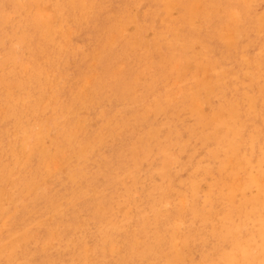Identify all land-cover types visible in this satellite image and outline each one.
Listing matches in <instances>:
<instances>
[{"label":"rangeland","instance_id":"obj_1","mask_svg":"<svg viewBox=\"0 0 264 264\" xmlns=\"http://www.w3.org/2000/svg\"><path fill=\"white\" fill-rule=\"evenodd\" d=\"M230 1L0 0V264H158L151 252L157 245L150 242L149 251L143 245L175 222L178 234L203 228L192 214L197 205L209 221L205 238L195 233L173 241L185 262L221 264L219 254H233L237 264H264V0ZM223 184L230 189L228 207L223 206ZM211 192L220 194L218 200ZM50 201L60 202L58 216ZM228 212L235 226L222 220L214 235L215 220ZM98 213L105 217H99L100 223ZM108 222H117L114 240L106 238ZM47 226H58L60 232L45 242ZM221 231L230 235L219 242ZM98 240L107 244L98 248ZM131 241L140 247L127 254Z\"/></svg>","mask_w":264,"mask_h":264},{"label":"bare ground","instance_id":"obj_2","mask_svg":"<svg viewBox=\"0 0 264 264\" xmlns=\"http://www.w3.org/2000/svg\"><path fill=\"white\" fill-rule=\"evenodd\" d=\"M217 1V0H216ZM222 1V0H221ZM225 1V0H224ZM227 1V3L228 2H231L230 0L228 1V0H226ZM66 2V1H65ZM70 2V1H69ZM69 2H68V4H69ZM111 2V1H110ZM185 2V1H184ZM219 2V1H218ZM217 2V3H218ZM67 3V2H66ZM70 3H72V4H74L73 3V1L72 2H70ZM226 3V2H225ZM227 3L226 4H224V5H227ZM108 4V3H107ZM117 4V3H116ZM134 4V3H133ZM219 4V3H218ZM63 5V4H62ZM135 5V4H134ZM134 5H132V6H134ZM145 5V4H144ZM223 5V6H224ZM60 6V5H59ZM67 6V5H66ZM69 6H71V5H69ZM103 6V5H102ZM220 6H222V5H220ZM241 6H243V5H241ZM64 7V6H63ZM75 7V6H74ZM125 7H128V6H125ZM218 7V6H217ZM71 8V7H70ZM72 8H73V6H72ZM71 8V9H72ZM105 8V7H104ZM205 8H207V7H205ZM225 8V7H224ZM224 8H222V9H224ZM246 8V7H245ZM251 8V7H250ZM67 9V8H66ZM101 9V8H100ZM240 9H242L241 7H240ZM247 9H249V8H247ZM61 10V9H60ZM65 10V9H64ZM205 10V9H204ZM207 10V9H206ZM225 10V9H224ZM251 10V9H250ZM68 11H70V10H68ZM241 11V10H240ZM73 12V11H72ZM175 12V11H174ZM207 12V11H206ZM206 12H204V13H206ZM224 12V11H223ZM242 12H243V14H245L244 13V11L242 10ZM246 12V11H245ZM62 13V12H61ZM65 13H66V11H65ZM112 13V12H111ZM208 13V12H207ZM247 14H248V11L246 12ZM122 14V13H121ZM124 14H125V12H124ZM113 14H111V16H112ZM123 15V14H122ZM154 15V14H153ZM64 16V15H63ZM109 16V15H108ZM108 16H107V18H108ZM248 16V15H247ZM106 17V16H105ZM123 17V16H122ZM170 17V16H169ZM248 17H250V16H248ZM64 18H65V16H64ZM204 18V17H203ZM206 19H207V17H205ZM64 20V19H63ZM62 20V21H63ZM106 20V19H105ZM196 20V19H195ZM27 21V20H26ZM216 22H217V19H216ZM241 22V21H240ZM257 22V21H256ZM213 23V22H212ZM238 23H239V21H238ZM26 24V23H25ZM211 25V24H210ZM237 25V24H236ZM254 25V24H253ZM258 25V24H257ZM26 26H27V24H26ZM108 26H110L109 24H108ZM111 26H112V24H111ZM255 26V25H254ZM261 26V25H260ZM113 27V26H112ZM258 28H259V26H258ZM109 30H111V29H109ZM168 30V29H167ZM223 30V29H222ZM238 30V29H237ZM244 30V29H243ZM246 31V30H245ZM248 31V30H247ZM42 32V31H41ZM43 33V32H42ZM41 33V34H42ZM125 33V32H124ZM143 33H144V31H143ZM239 33V32H238ZM241 33H243V32H241ZM244 33H246V32H244ZM237 34V33H236ZM83 35H84V33H83ZM243 35V34H242ZM117 36V35H116ZM245 36H247V35H245ZM256 36V35H255ZM44 37V36H43ZM243 37H244V35H243ZM119 38V37H118ZM239 38V37H238ZM245 38H247V37H245ZM38 39L39 38H37V41H38ZM40 39H41V37H40ZM138 39V38H137ZM157 39H158V37H157ZM191 39H192V36H191ZM241 39H242V37H241ZM44 40V39H43ZM46 40V39H45ZM45 40L44 41H42V42H45ZM150 40V39H149ZM50 41V40H49ZM89 42H90V40H88ZM155 41V40H154ZM174 41V40H173ZM177 41V40H176ZM39 42V41H38ZM251 42V41H250ZM87 43V42H86ZM123 43V42H122ZM157 43V42H156ZM155 43V44H156ZM176 43H178V42H176ZM185 43H187V42H184V45H186ZM192 43H193V41H192ZM191 43V44H192ZM195 43V42H194ZM237 43V42H236ZM245 43H247V42H245ZM46 44V43H45ZM91 44V43H90ZM161 44H162V42H161ZM183 44V43H182ZM48 45V44H47ZM75 45V44H74ZM89 45V44H88ZM181 45V44H180ZM187 45H189V44H187ZM186 45V46H187ZM193 45V44H192ZM205 45V44H204ZM204 45H203V47H204ZM245 45V44H244ZM121 46V45H120ZM122 46H124V45H122ZM121 46V47H122ZM126 46H127V44H126ZM178 46V45H177ZM177 46H175V47H177ZM185 46V47H186ZM195 46H197V45H195ZM214 46V45H213ZM243 46V45H242ZM245 46H247V45H245ZM264 46V45H263ZM69 47V46H68ZM73 47V46H72ZM72 47L70 48V49H72ZM120 47V48H121ZM174 47V46H173ZM174 47V48H175ZM202 47V48H203ZM208 47H210V46H208ZM207 47V48H208ZM47 48V47H46ZM74 48V47H73ZM192 48V47H191ZM191 48H189V49H191ZM242 48L243 47H241V50H242ZM246 48V47H245ZM66 49V48H65ZM68 49V48H67ZM122 49V48H121ZM178 49V48H177ZM244 49V48H243ZM47 50V49H46ZM113 50H114V48H113ZM129 50V49H128ZM131 50V49H130ZM157 50V49H156ZM182 50V49H181ZM192 50V49H191ZM190 50V51H191ZM199 50V49H198ZM201 50H203V49H201ZM201 50H199L200 52H201ZM205 50H207V49H205ZM217 50V49H216ZM245 50V49H244ZM68 51H70V50H67L66 52H68ZM74 51V50H73ZM127 51V50H126ZM195 51V50H194ZM197 51V50H196ZM195 51V52H196ZM214 51V50H213ZM43 52H44V50H43ZM129 52V51H128ZM189 52V51H188ZM73 53V52H72ZM131 53V52H130ZM205 53V52H204ZM210 53H211V55H213L212 54V52L210 51ZM213 53H215V52H213ZM246 53V52H245ZM257 53H259V51H257ZM261 53V52H260ZM44 54V53H43ZM47 54H49V52L47 51ZM64 54V53H63ZM77 54V53H76ZM75 54V55H76ZM103 55H104V53H102ZM110 54V53H109ZM126 54H128V53H126ZM193 54H194V52H193ZM198 54V53H197ZM200 54V53H199ZM202 54H203V52H202ZM226 54V53H225ZM66 55H68V54H66ZM74 55V56H75ZM80 55V54H79ZM131 55V54H130ZM175 55V54H174ZM189 55V54H188ZM204 55V54H203ZM223 55V54H222ZM221 55V56H222ZM240 56L242 55V54H239ZM30 56H31V54H30ZM71 56V55H70ZM110 56V55H109ZM135 56V55H134ZM179 56V55H178ZM185 56V55H184ZM192 56V55H191ZM198 56V55H197ZM220 56V55H219ZM224 56L225 55H223L222 57L224 58ZM244 56H245V54L243 55V57H241V58H244ZM73 57V56H72ZM77 57V55L74 57V58H76ZM79 57V56H78ZM186 57V56H185ZM189 57H190V55H189ZM194 57V56H193ZM89 58V57H88ZM104 58H106V57H104ZM112 58H114L113 56H112ZM112 58H110V60L112 59ZM186 58H188V57H186ZM195 58H196V55H195ZM204 58V57H203ZM230 58V57H229ZM248 58V57H247ZM259 58H261V57H259ZM29 59V58H28ZM27 59V60H28ZM72 59V58H71ZM77 59V58H76ZM80 59V58H79ZM79 59H77V60H79ZM82 59V58H81ZM87 59V58H86ZM137 59V58H136ZM211 59V58H210ZM209 59V60H210ZM216 59V58H215ZM215 59H214V62H215ZM233 59V58H232ZM245 59V58H244ZM257 59V58H256ZM255 59V60H256ZM46 59L44 58V60H42V61H45ZM85 60V59H84ZM83 60V61H84ZM102 60H103V56H102ZM129 60H131V59H129ZM134 60H135V58H134ZM219 60V59H218ZM30 61V60H29ZM74 61H75V59H74ZM105 61V60H104ZM212 61V60H211ZM230 61V60H229ZM246 61H247V59H246ZM31 62H33L32 60H31ZM35 62V61H34ZM40 62V61H39ZM38 62V63H39ZM65 62H67V61H65ZM78 62V61H77ZM82 62V61H81ZM103 62V61H102ZM101 62V63H102ZM110 62V61H109ZM132 62V61H131ZM255 62V61H254ZM257 62H259V60L258 61H256V63ZM26 63H27V61H26ZM35 63H37V62H35ZM35 63L33 64V65H35ZM45 63V62H44ZM72 63H74L73 61H72ZM106 62H104V64H105ZM135 63V62H134ZM208 63H209V61L207 62V65H208ZM211 63V62H210ZM216 63H217V61H216ZM220 63V62H219ZM29 64V63H28ZM40 64V63H39ZM61 64V63H60ZM59 64V65H60ZM68 63H66V65H67ZM77 64V63H76ZM76 64H74V67L76 66ZM79 64V63H78ZM84 64H85V62H84ZM99 64V63H98ZM108 65H109V67H110V64L109 63H107ZM153 64V63H152ZM194 64V63H193ZM43 65V64H42ZM41 65V66H42ZM81 65V64H80ZM106 65V64H105ZM154 65V64H153ZM156 65H158V64H156ZM186 65H187V61H186ZM195 65V64H194ZM207 65H205V66H207ZM209 65H211V64H209ZM262 65V64H261ZM39 66V65H38ZM129 66V65H128ZM204 66V67H205ZM222 66V65H221ZM37 67V66H36ZM40 67V66H39ZM64 67V66H63ZM63 67L60 69V72H61V70L63 69ZM107 67V71H109L108 70V66H105V68ZM198 67V66H197ZM196 67V68H197ZM200 67V66H199ZM203 67V66H202ZM203 67V68H204ZM211 67H213V66H211ZM210 67V68H211ZM229 67V66H228ZM254 67H256V66H254ZM260 67V66H259ZM59 68V67H58ZM100 68V67H99ZM103 68H104V66H103ZM131 68V67H130ZM195 68V69H196ZM207 68V67H206ZM227 68V67H226ZM158 69H159V67H158ZM197 69H199V68H197ZM216 69V68H215ZM219 69H221V67L219 68ZM14 70V69H13ZM16 70V69H15ZM40 70V69H39ZM64 70V69H63ZM66 70V69H65ZM65 70H64V72H65ZM200 70V69H199ZM201 70H203V69H201ZM204 70H205V72H206V69L204 68ZM223 71H224V69H222ZM68 71V70H67ZM106 71V72H107ZM111 71V70H110ZM158 71V70H157ZM162 71V70H161ZM215 71V70H214ZM13 72V71H12ZM14 72H16V74H18L17 73V71H14ZM100 72V71H99ZM104 72H105V70H104ZM213 72V71H212ZM219 72H221V70L219 71ZM219 72H217V74L219 73ZM262 72V71H261ZM20 73H22V72H19V75H20ZM155 73H156V71H155ZM163 73H164V71H163ZM207 73H209V71H208V69H207ZM224 73V72H223ZM256 73V72H255ZM10 74H11V72H10ZM9 74V75H10ZM34 74V73H33ZM66 74H68V73H66ZM104 74V73H103ZM106 74V73H105ZM216 74V73H215ZM13 75V74H12ZM18 75V76H19ZM61 75V74H60ZM11 76V75H10ZM14 76V75H13ZM16 76V75H15ZM24 76V74L22 73V77ZM100 76V75H99ZM12 77V76H11ZM10 77V78H11ZM32 77V76H31ZM62 77V76H61ZM203 77V76H202ZM213 77V76H212ZM14 78V77H13ZM19 78H21V77H19ZM25 78V77H24ZM107 78V77H106ZM199 78V77H198ZM15 79V78H14ZM33 79V78H32ZM39 79H40V77H39ZM65 79H67V78H65ZM101 79V78H100ZM222 79V78H221ZM262 79V78H261ZM12 80V79H11ZM22 80V79H21ZM43 80V79H42ZM74 80V79H73ZM220 80V79H219ZM18 81V80H17ZM39 81V80H38ZM41 81V80H40ZM75 81V80H74ZM103 81V80H102ZM210 80H208V83H210L209 82ZM217 81H218V79H217ZM22 82V81H21ZM42 82V81H41ZM20 83V82H19ZM18 83V84H19ZM28 83V82H27ZM33 83V82H32ZM40 83V82H39ZM45 83V82H44ZM103 83H105V81H103ZM201 83H203V82H201ZM200 83V84H201ZM206 83V82H205ZM17 84V85H18ZM30 84V83H29ZM63 84H65V83H63ZM185 85H186V83H184ZM199 84V85H200ZM207 84V83H206ZM33 85V84H32ZM42 85V84H41ZM69 85V84H68ZM101 85H102V83H101ZM104 85V84H103ZM196 85H198V84H196ZM25 86H27V85H25ZM58 86V85H57ZM192 86V85H191ZM191 86H190V88H191ZM203 86V85H202ZM205 86V85H204ZM248 86V85H247ZM21 87V86H20ZM32 87V86H31ZM30 87V89H32ZM37 87V86H36ZM42 87H43V85H42ZM182 87V86H181ZM197 87V86H196ZM261 87V86H260ZM263 87V86H262ZM35 88V87H34ZM109 88V87H108ZM113 88H118V87H113ZM201 88V87H200ZM207 88H210L209 87V84H208V87ZM47 89V88H46ZM183 89H185V88H183ZM182 89V90H183ZM193 90H194V86H193V88H192ZM262 89V88H261ZM23 90H24V88H23ZM26 90V89H25ZM28 90V89H27ZM33 90V89H32ZM43 90V89H42ZM50 90V89H49ZM60 90H62V88L60 89ZM76 90V89H75ZM112 90V89H111ZM110 90V91H111ZM131 90V89H130ZM191 90V89H190ZM47 91V90H46ZM45 91V92H46ZM59 91V90H58ZM196 91V90H195ZM198 91V90H197ZM202 91V90H201ZM41 92V91H40ZM45 92H44V94H45ZM50 92V91H49ZM60 92V91H59ZM76 92V91H75ZM112 92V91H111ZM116 92V91H115ZM120 92V91H119ZM183 92V91H182ZM191 92H193V91H191ZM200 92V91H199ZM30 93V92H29ZM35 93V92H34ZM76 93H78V92H76ZM131 93H133L132 91L130 92V94ZM198 93V92H197ZM43 94V93H42ZM129 94V93H128ZM194 93H192L191 94V96L193 95ZM196 94V93H195ZM202 94V93H201ZM201 94H199V95H201ZM22 95H23V93H22ZM80 95V93L77 95V96H79ZM100 95H102L101 93H100ZM99 95V96H100ZM108 95V94H107ZM142 95V94H141ZM199 95L197 96V97H199ZM222 95V94H221ZM27 96V95H26ZM98 96V97H99ZM125 96H126V94H125ZM130 96V95H129ZM182 96H183V94H182ZM187 95H185V97H186ZM52 97V96H51ZM69 96H67V98H68ZM107 97V96H106ZM117 97V96H116ZM118 97H120V96H118ZM122 97V96H121ZM194 97V95L192 96V98ZM196 97V98H197ZM201 97V96H200ZM25 98V97H24ZM47 98H49V97H47ZM78 98V97H77ZM80 99H81V96L79 97ZM100 98V97H99ZM103 98H104V96H103ZM182 98V97H181ZM195 98V97H194ZM194 98L192 99V101L194 100ZM225 98V97H224ZM56 99V98H55ZM80 99H77V100H80ZM107 99V98H106ZM109 99H111V98H109ZM108 99V100H109ZM120 99V98H119ZM135 99V98H134ZM184 99V98H183ZM204 99H206L205 97H204ZM21 100V99H20ZM23 100V99H22ZM26 100V99H25ZM25 100H24V102H25ZM30 100V99H29ZM32 100V99H31ZM41 100V99H40ZM47 100V99H46ZM51 100V99H50ZM69 100H70V98H69ZM76 100V101H77ZM99 100H102V99H99ZM116 100H117V98H116ZM125 100V99H124ZM138 100V99H137ZM203 100V99H202ZM2 101V100H1ZM119 101V100H118ZM141 101H142V98H141ZM187 101H189L188 99H187ZM196 101V100H195ZM4 102V101H3ZM3 102L1 103V104H3ZM11 103H12V101H10ZM14 102V101H13ZM16 102V101H15ZM18 102V101H17ZM16 102V104H18ZM21 102H23V101H21ZM42 102V101H41ZM49 102V101H48ZM72 102V101H71ZM75 102V101H74ZM73 102V103H74ZM78 102V101H77ZM207 102V101H206ZM6 103V102H5ZM4 103V104H5ZM20 103V102H19ZM110 103V102H109ZM120 103V102H119ZM124 103V102H123ZM136 103V102H135ZM139 103V102H138ZM198 103V102H197ZM3 104V105H4ZM20 104H22V103H20ZM30 104H31V102H30ZM69 104V103H68ZM76 104V103H75ZM75 104H74V106H75ZM98 104V103H97ZM96 104V105H97ZM126 104V103H125ZM195 104V103H194ZM194 104H192V106L194 105ZM36 105V104H35ZM34 105V106H35ZM42 105V104H41ZM40 105V106H41ZM65 105H66V103H65ZM73 105V104H72ZM113 105V104H112ZM14 106V105H13ZM18 106H20V105H18ZM38 106V105H37ZM70 106V105H69ZM68 106V107H69ZM218 106V105H217ZM72 107V106H71ZM94 107H95V105H94ZM98 107H100V106H98ZM137 107V106H136ZM3 108V107H2ZM6 109H7V107H5ZM15 108V107H14ZM93 108V107H92ZM16 109V108H15ZM18 109V108H17ZM96 109V108H95ZM234 109V108H233ZM3 110V109H2ZM21 110V109H20ZM26 110V109H25ZM92 110H94V109H92ZM98 110V109H97ZM107 110V109H106ZM105 110V111H106ZM225 110V109H224ZM226 110H228V109H226ZM10 111V110H9ZM8 111V112H9ZM14 111V110H13ZM16 111V110H15ZM101 111H103V110H101ZM138 111V110H137ZM180 111H181V109H180ZM4 112V111H3ZM19 112V111H18ZM25 112V111H24ZM31 112V111H30ZM68 112V111H67ZM66 112V113H67ZM92 112V111H91ZM98 112V111H97ZM107 112V111H106ZM119 112H121V111H119ZM127 112V111H126ZM29 113V112H28ZM27 113V114H28ZM75 113V112H74ZM93 113H94V111H93ZM100 113V112H99ZM98 113V114H99ZM112 113V112H111ZM123 113V112H122ZM130 113V112H129ZM128 113V114H129ZM184 113V112H183ZM2 114V113H1ZM18 114V113H17ZM22 114V113H21ZM30 114V113H29ZM38 114V113H37ZM120 113H118V115H119ZM220 114H222V113H220ZM219 114V115H220ZM94 115V114H93ZM103 115H104V113H103ZM108 115H110V114H108ZM125 114H123V115H121V116H124ZM189 115V114H188ZM218 114H216L215 116H217ZM226 115V114H225ZM231 115V114H230ZM4 116V115H3ZM19 116V115H18ZM24 116V115H23ZM27 116V115H26ZM95 116V115H94ZM93 116V117H94ZM113 116H114V113H113ZM120 116V117H121ZM138 116H139V114H138ZM222 116H224V114H222L221 115V117ZM1 117H2V115H1ZM10 117H12V116H10ZM22 117V116H21ZM33 117V116H32ZM71 117H73L72 116V114H71ZM102 117V116H101ZM108 117V116H107ZM111 117V116H110ZM7 118H9V117H7ZM24 118V117H23ZM68 118V117H67ZM99 118H100V116H99ZM103 118V117H102ZM109 118V117H108ZM123 118V117H122ZM121 118V119H122ZM129 118V117H128ZM50 119V118H49ZM75 119V118H74ZM96 119V118H95ZM146 119H147V117H146ZM22 120V119H21ZM27 120V119H26ZM104 120V119H103ZM136 120H137V118H136ZM140 120V119H139ZM148 120V119H147ZM190 120V119H189ZM193 120V119H192ZM223 120V119H222ZM28 121V120H27ZM27 121H26V123H27ZM75 121V120H74ZM107 120L105 119V122H106ZM128 121V120H127ZM149 121V120H148ZM226 121V120H225ZM4 122V121H3ZM17 122H18V120H17ZM20 122H22L23 123V121H20ZM19 122V123H20ZM108 122H110V121H108ZM108 122H107V124H108ZM118 122V121H117ZM121 122H123V121H121ZM129 122V121H128ZM147 122V121H146ZM193 122H194V120H193ZM16 123V122H15ZM65 123V122H64ZM69 123V122H68ZM130 123V122H129ZM11 124V123H10ZM21 124V123H20ZM75 124V123H74ZM106 124V125H107ZM110 124V123H109ZM108 124V125H109ZM118 124V123H117ZM128 124V123H127ZM131 124V123H130ZM129 124V125H130ZM142 124H144V123H142ZM142 124H140L139 126H142ZM6 125V123L4 124V126ZM12 125V124H11ZM64 125V124H63ZM67 125V124H66ZM113 125H114V123H113ZM134 125V124H133ZM145 125V124H144ZM143 125V126H144ZM3 126V128L5 129V127ZM15 126V125H14ZM62 126V125H61ZM102 126V125H101ZM105 126V125H104ZM135 126V125H134ZM9 127V126H8ZM75 127H77L76 125H75ZM194 127V126H193ZM64 128H65V126H64ZM99 128V127H98ZM115 128V127H114ZM124 128H126V127H124ZM131 128V127H130ZM136 128V127H135ZM142 128V127H141ZM66 129H67V127H66ZM72 129V128H71ZM78 129V128H77ZM93 129H95V128H93ZM100 129V128H99ZM98 129V130H99ZM104 129H105V127H104ZM110 129V128H109ZM143 129V128H142ZM8 130V129H7ZM7 130H5V131H7ZM64 130V129H63ZM62 130V131H63ZM67 130H69V129H67ZM98 130H96L97 132H99ZM103 130V129H102ZM144 130H146V129H144ZM4 131V130H3ZM23 131H25V130H23ZM28 131V130H27ZM75 131V130H74ZM92 131V130H91ZM96 131H94L95 133H97ZM113 131V130H112ZM124 131V130H123ZM135 131V130H134ZM147 131V130H146ZM145 131V132H146ZM215 131V130H214ZM64 132V131H63ZM68 132V131H67ZM70 132H71V130H70ZM77 132V131H76ZM80 132V131H79ZM136 132V131H135ZM135 132H133V133H135ZM154 132V131H153ZM205 132V131H204ZM65 133H66V131H65ZM84 133V132H83ZM82 133V134H83ZM101 133V132H100ZM142 133V132H141ZM149 133V132H148ZM155 133V132H154ZM159 133V132H158ZM197 133V132H196ZM215 133V132H214ZM71 134V133H70ZM69 134V135H70ZM80 134H81V132H80ZM79 134V135H80ZM81 134V135H82ZM94 134V133H93ZM131 134H132V132H131ZM139 134H140V132H139ZM151 134V133H150ZM198 134H199V132H198ZM204 134V133H203ZM4 135H6V134H4ZM59 135H61V134H59ZM68 135V134H67ZM72 135V134H71ZM155 135V134H154ZM195 135H197V134H195ZM211 135H213V133L211 134ZM84 136V135H83ZM87 136H88V134H87ZM92 136V135H91ZM100 136V135H99ZM127 136V135H126ZM140 136V135H139ZM147 136V135H146ZM192 137H193V135H191ZM2 137V136H1ZM63 137H65L64 135H63ZM66 137H68V136H66ZM70 137H72V136H70ZM76 137V136H75ZM82 137V136H81ZM96 137H97V134H96ZM119 138H120V136H118ZM133 137V136H132ZM136 137V136H135ZM200 137V136H199ZM208 137V136H207ZM209 137H211V136H209ZM237 137V136H236ZM235 137V138H236ZM6 138V137H5ZM61 138H62V135H61ZM77 138V137H76ZM79 138V137H78ZM101 138V137H100ZM126 138V137H125ZM137 138V137H136ZM142 138V137H141ZM149 138V137H148ZM194 138V137H193ZM80 139V138H79ZM93 139V138H92ZM127 139V138H126ZM129 139V138H128ZM213 139V138H212ZM217 139V138H216ZM31 140V139H30ZM60 140V139H59ZM103 140V139H102ZM121 140V139H120ZM123 140V139H122ZM121 140V141H122ZM202 140V139H201ZM41 141V140H40ZM82 141V140H81ZM101 141V140H100ZM120 141V142H121ZM132 141H134V140H132ZM203 141V140H202ZM205 141H207V140H205ZM219 141V140H218ZM42 142V141H41ZM80 142V141H79ZM85 142V141H84ZM88 142H89V140H88ZM104 142H105V140H104ZM230 142V141H229ZM233 142V141H232ZM77 143H78V141H77ZM82 143H83V141H82ZM96 143H97V141H96ZM106 143V142H105ZM125 143H127V142H125ZM206 143V142H205ZM213 143V142H212ZM219 143V142H218ZM38 144V143H37ZM67 144V143H66ZM102 144H104L103 142H102ZM220 144V143H219ZM235 144V143H234ZM43 145V144H42ZM82 145V144H81ZM85 145V144H84ZM107 145H109V143L107 144ZM113 145V144H112ZM202 145H204V144H202ZM223 145V144H222ZM39 146V145H38ZM99 146V145H98ZM105 146V145H104ZM1 147V146H0ZM126 147H128V146H126ZM226 147V146H225ZM33 148V147H32ZM35 148V147H34ZM42 148V147H41ZM108 149H110L111 150V148H108ZM2 150V149H1ZM17 150V149H16ZM121 150V149H120ZM36 151H39V150H36ZM69 151V150H68ZM115 151L116 150H114V153H115ZM19 152V151H18ZM118 152V151H117ZM21 153V152H20ZM23 153V152H22ZM37 153V152H36ZM35 153V154H36ZM111 153H112V151H111ZM44 154H45V152H44ZM72 154V153H71ZM139 154V153H138ZM0 155H2V154H0ZM21 155V154H20ZM104 155H105V153H104ZM108 155V154H107ZM107 155H106V157H107ZM36 156V155H35ZM114 156V155H113ZM4 157V156H3ZM46 157V156H45ZM5 158V157H4ZM23 158V157H22ZM40 158V157H39ZM211 158V157H210ZM25 159V158H24ZM108 159V158H107ZM106 159V160H107ZM113 159V158H112ZM209 159V158H208ZM92 160V159H91ZM90 160V161H91ZM114 160V159H113ZM179 160V159H178ZM178 160H177V163H178ZM93 161V160H92ZM108 161V160H107ZM109 161H111L110 159H109ZM108 161V162H109ZM197 161V160H196ZM195 161V162H196ZM206 161V160H205ZM214 161H216V160H214ZM30 162V161H29ZM33 162V161H32ZM43 162H44V160H43V157H42V159H41V162H40V165L42 166V167H44V164H43ZM103 162V161H102ZM199 162V161H198ZM198 162H196V163H198ZM211 162V161H210ZM205 163V162H204ZM30 164V163H29ZM32 164V163H31ZM30 164V165H31ZM34 164V163H33ZM108 165H110L109 163H108ZM99 167V166H98ZM110 167V166H109ZM109 167H107V168H109ZM27 168V167H26ZM43 169V168H42ZM103 169V168H102ZM210 169H212V168H210ZM214 169V168H213ZM34 170V169H33ZM41 170V169H40ZM200 170H202V169H200ZM97 171V170H96ZM29 172V171H28ZM104 172V171H103ZM22 173H23V171H22ZM197 174H199L198 172H196ZM203 173V172H202ZM221 173V172H220ZM219 173V174H220ZM31 174V173H30ZM34 174V173H33ZM102 174V173H101ZM107 174V173H106ZM194 174V173H193ZM215 174V173H214ZM213 174V175H214ZM99 175V174H98ZM110 175V174H109ZM191 175V174H190ZM208 175V174H207ZM206 175V176H207ZM29 176V175H28ZM27 176V177H28ZM96 176V175H95ZM94 175H93V177H95ZM101 176V175H100ZM100 176H98V177H100ZM198 176V175H197ZM89 177V176H88ZM107 177V176H106ZM109 177V176H108ZM193 177V176H192ZM191 177V178H192ZM195 177V176H194ZM30 179H31V181L29 182V183H27L28 184V186L30 187V184L33 182V176H31V177H29ZM29 178H27L28 180H29ZM87 178V177H86ZM97 178V177H96ZM102 178V177H101ZM146 178V177H145ZM189 178V177H188ZM217 178H218V176H217ZM27 179H25V180H27ZM35 179V178H34ZM180 179V178H179ZM193 179V178H192ZM87 180V179H86ZM104 180V179H103ZM183 180V179H182ZM186 180V179H185ZM95 181V180H94ZM107 181V180H106ZM109 181H110V179H109ZM188 181H189V179H188ZM87 182V181H86ZM90 182H92V181H90ZM23 183H25V182H23ZM105 184H106V182H104ZM54 184V183H53ZM59 184V183H58ZM88 184V183H87ZM97 184V187H98V182L96 183ZM183 184H184V182H183ZM110 185V184H109ZM113 185V184H112ZM171 185H172V183H171ZM194 185H195V183H194ZM223 185H226V184H223ZM180 186V185H179ZM53 187V186H52ZM88 187V186H87ZM105 187V186H104ZM109 187H112V186H109ZM161 187V186H160ZM32 188L35 190V188H34V186H32ZM56 188V187H55ZM101 188V187H100ZM100 188H99V190H100ZM225 192H221V196H224V199H225V203L223 204V206H225V207H228V204H232V202H231V199H230V189H229V187L226 185L225 187ZM54 189V188H53ZM112 189V188H111ZM174 189H176V188H174ZM179 189V188H178ZM88 190V189H87ZM115 190V189H114ZM51 191H53V190H51ZM80 191V190H79ZM110 191V190H109ZM180 191V190H179ZM187 191V190H186ZM83 192V191H82ZM98 192V191H97ZM102 191H100V193H101ZM116 192V191H115ZM114 192V193H115ZM162 192H163V190H162ZM35 193V192H34ZM73 193V192H72ZM92 193V192H91ZM90 193V194H91ZM105 193V192H104ZM113 193V192H112ZM113 193V195H115ZM150 193H152V192H150ZM150 193H149V195H150ZM211 193H213V195L215 196V199H217L218 200V198L220 197V194L219 193H217V192H211ZM62 194V193H61ZM77 194H79L78 192H77ZM77 194L76 195H73V196H77ZM87 194V193H86ZM89 194V193H88ZM89 194V195H90ZM110 194V193H109ZM162 194L163 193H161V195L160 196H162ZM178 194H180V192L178 193ZM181 194H183V193H181ZM1 195V194H0ZM33 195V194H32ZM51 195V194H50ZM82 195V194H81ZM88 195V196H89ZM112 195V196H113ZM152 195V194H151ZM177 195V194H176ZM70 196V195H69ZM88 196H86L87 198H88ZM98 196V195H97ZM109 196V195H108ZM182 196V195H181ZM189 196V195H188ZM195 197V195H191V197ZM85 197V196H84ZM85 197V198H86ZM104 197V196H103ZM106 197V196H105ZM52 198H54L53 196H52ZM76 198H78V197H76ZM76 198H75V200H76ZM86 198V199H87ZM91 198V197H90ZM150 198V197H149ZM153 198H154V196H153ZM156 198V197H155ZM157 198H158V196H157ZM160 198V197H159ZM182 198H184V197H182ZM48 199H49V196H48ZM48 199H45L46 201H48ZM83 199V198H82ZM85 199V200H86ZM101 199V198H100ZM105 199V198H104ZM147 199V198H146ZM194 199V198H193ZM192 199V200H193ZM52 200V199H51ZM84 200V199H83ZM82 200V201H83ZM92 200H94L93 199V197H92ZM149 200H151V199H149ZM176 200V199H175ZM178 200H181V199H179L178 198ZM60 201H61V199H60ZM66 201V200H65ZM71 201V200H70ZM108 202H109V200H107ZM139 201V200H138ZM182 201H183V199H182ZM185 201V200H184ZM1 202H3V201H1ZM1 202H0V206H1ZM51 202H53V201H50V204H51V210H52V212H53V214L56 216H58V211H61V206L59 205V203L57 204V202L56 203H51ZM79 202V201H78ZM103 203H104V200L102 201ZM106 202V201H105ZM160 202H162V201H159V203ZM168 202V201H167ZM208 202H209V204H212V202H210L209 200H208ZM33 203V202H32ZM31 203V204H32ZM42 203H44V201L42 202ZM62 203V202H61ZM82 203V202H81ZM84 204H85V202H83ZM147 203V202H146ZM170 203V202H169ZM183 203V202H182ZM194 203V202H193ZM34 204H35V202H34ZM37 204V203H36ZM46 204V203H45ZM49 204V203H48ZM79 204V203H78ZM91 204V203H90ZM156 204V203H155ZM161 204V203H160ZM168 204V203H167ZM27 205V204H26ZM38 205V204H37ZM40 205H42L41 204V202H40ZM83 205V204H82ZM170 206L169 207H171V204H169ZM179 205V204H178ZM183 205V204H182ZM205 205V204H204ZM47 206V205H46ZM45 206V207H46ZM50 206V205H49ZM79 206V205H78ZM83 206H85V205H83ZM90 205H88V207H89ZM93 206V205H92ZM99 206V205H98ZM101 206H102V204H101ZM107 206V205H106ZM106 206H104V207H106ZM185 206V205H184ZM184 206H182V207H184ZM193 206V205H192ZM198 206V205H197ZM197 206H195L194 208H193V210H192V214L196 217V220L195 221H199L200 222V224H201V226L203 227V228H200L199 230H193V228H192V230H189L188 228V230L189 231H187V232H182L181 234H178L179 233V230H177L174 226H175V224H176V222H175V224L173 223V224H171L172 226H170L169 224V226L167 225V228L166 229H164V230H161V231H157L156 232V235H155V238H153L152 240H150L149 242H148V245H143V249L142 250H144V251H149V249H151V246H150V242H152L153 243V245L155 244V245H157V247L155 248H153L154 250H151V252L152 253H154V254H156V258L154 259L156 262H157V260H158V264H171V262H177V261H180V264H188L189 262H185L184 260H183V255L184 254H181L180 252V250H178V247L173 243V241H175V242H178L179 241V235H181L180 237H182V240H188V239H190V238H192L193 237V235L195 234V233H199L200 235H203L204 234V238H205V232L207 231V227H205V225L207 226V224L209 223V221H208V219H207V217H204V216H202L201 214H200V212L197 210ZM211 206V205H210ZM103 207V208H104ZM147 207V206H146ZM179 208H180V206H178ZM29 208V207H28ZM32 208H34V206L32 207ZM44 208V207H43ZM47 208V207H46ZM76 208V207H75ZM81 208V207H80ZM83 208V207H82ZM94 208V207H93ZM92 208V209H93ZM99 208V207H98ZM97 207H96V209H98ZM66 209V208H65ZM64 209V210H65ZM69 209V208H68ZM159 209V208H158ZM182 209V208H181ZM201 209V208H200ZM220 209V208H219ZM223 209V208H222ZM29 210V209H28ZM31 210V209H30ZM41 210V209H40ZM44 210V209H43ZM42 210V211H43ZM47 210V209H46ZM71 210V209H70ZM75 210V209H74ZM82 210H84V209H82ZM98 210H101V208L100 209H98ZM109 210V209H108ZM171 210H172V208H171ZM212 210V209H211ZM218 210V209H217ZM45 211V210H44ZM77 211V210H76ZM90 211V210H89ZM137 211V210H136ZM144 211V210H143ZM148 211H150V210H148ZM157 210H155V213H157L156 212ZM168 211V210H167ZM174 211V210H173ZM178 211V210H177ZM182 211H183V209H182ZM182 211H180L181 212V214H182ZM213 211H214V209H213ZM226 211V210H225ZM33 212H34V210H33ZM46 212V211H45ZM48 212H50V210L48 211ZM81 212V211H80ZM142 212V211H141ZM153 212V211H152ZM179 212V213H180ZM201 212H202V210H201ZM222 212V211H221ZM224 212V211H223ZM1 213V212H0ZM27 213H28V211H27ZM30 213V212H29ZM43 213V212H42ZM72 213H74V212H72ZM76 213V212H75ZM145 213H147V212H145ZM175 213V212H174ZM177 213V212H176ZM178 213V214H179ZM191 213V212H190ZM24 214H25V211H24ZM23 214V215H24ZM31 214V213H30ZM37 214H39V213H37ZM80 214V213H79ZM134 214V213H133ZM132 213H131V215H133ZM138 213H136V215H137ZM229 214H230V212H228V213H226V214H224L221 218H219V219H216L215 220V226H213V228H212V233L214 234V235H216L215 234V230L217 229L218 231H219V226H220V223L222 224V220L223 221H229L228 223L231 225V226H235V221H234V219H232V217H230L229 216ZM20 215V214H19ZM18 215V216H19ZM27 215V214H26ZM41 215V214H40ZM86 215H87V213H86ZM89 215V214H88ZM91 215V214H90ZM105 215H106V212H105ZM173 215H175V214H173ZM190 215V214H189ZM34 216H36V215H34ZM43 216V215H42ZM47 216V215H46ZM45 216V217H46ZM75 216H77V215H75ZM112 216H113V214H112ZM144 216V215H143ZM193 216V217H194ZM220 216V215H219ZM29 217V216H28ZM70 217V216H69ZM79 217V216H78ZM94 217V216H93ZM99 217H104V215L103 214H101V213H98V215H97V219H98V221H99V223H100V219H99ZM133 217H134V215H133ZM177 217H178V215H177ZM177 217H175V218H177ZM180 217V216H179ZM178 217V218H179ZM194 217V218H195ZM201 218V220H198L197 218ZM39 218V217H38ZM51 218V217H50ZM54 218V217H53ZM61 218V217H60ZM82 218H85V217H81V219ZM88 218H89V216H88ZM105 218V217H104ZM107 218H110V217H107ZM112 218V217H111ZM110 218V219H111ZM131 218H132V216H131ZM131 218H129V219H131ZM234 218V217H233ZM25 219H27V218H25ZM40 219V218H39ZM42 219V218H41ZM43 219H44V217H43ZM71 219H72V217H71ZM71 219H70V221H71ZM77 218L75 217L74 218V220H76ZM192 219V218H191ZM18 220V219H17ZM17 220H14V221H17ZM32 220V219H31ZM58 220V219H57ZM56 220V221H57ZM62 220V219H61ZM91 220V219H90ZM132 220V219H131ZM189 220V219H188ZM33 221V220H32ZM32 221L27 225V227H29L31 224H32ZM44 221V220H43ZM60 221V220H59ZM87 221V220H86ZM166 221H169V220H166ZM173 221H174V219H173ZM172 221V222H173ZM13 222V221H12ZM19 222V221H18ZM23 221L21 220L20 221V223H22ZM62 221H60V223H61ZM72 222V221H71ZM71 222H70V224H71ZM76 222V221H75ZM95 222V221H94ZM113 222V221H112ZM128 222V221H127ZM132 222V221H131ZM171 222V221H170ZM169 222V223H170ZM23 223H25V222H23ZM28 223V222H27ZM35 223V225L37 224L36 223V221L34 222ZM67 223V222H66ZM65 223V224H66ZM77 223H78V221H77ZM87 223V222H86ZM96 223V222H95ZM117 222H115L114 224L113 223H111V222H108V228H107V235H106V238L107 239H112V240H114V233H113V230H116L115 229V224H116ZM140 223V222H139ZM165 223V222H164ZM58 224V223H57ZM68 225V227H71V225ZM92 224H94L93 222H92ZM138 224V223H137ZM166 224H167V222H166ZM187 224H189L190 225V223H187ZM194 224V223H193ZM204 226H203V225ZM38 225H41V226H44V223H42L41 222V220H40V223H38ZM55 225V224H54ZM78 225V224H77ZM95 225V224H94ZM97 225H99V224H97ZM198 225V224H197ZM10 226V225H9ZM12 226V225H11ZM40 226V227H41ZM64 226V225H63ZM65 226H67V225H65ZM96 226V225H95ZM140 226H142V225H140ZM166 226V225H165ZM255 226V225H254ZM15 227V226H14ZM13 227V228H14ZM27 227H26V229H27ZM36 227H37V225H36ZM54 227V226H53ZM57 227V228H56ZM55 227V229L54 228H48V226L46 227V233H48L47 234V236H46V240H45V242L46 241H48V238H49V234H50V236L52 237V235H53V233H58V232H60L59 231V228H58V226H56ZM62 227V226H61ZM86 227V225L84 226V228ZM189 227H191V226H189ZM199 227H200V225H199ZM10 228V227H9ZM35 228V227H34ZM45 228V227H44ZM43 228V229H44ZM72 228V227H71ZM81 228V227H80ZM90 228V227H89ZM97 228H99V227H97ZM135 228V227H134ZM178 228V227H177ZM25 229V230H26ZM38 229H39V227H38ZM77 229V228H76ZM82 229V228H81ZM137 229V228H136ZM28 230H29V228H28ZM69 230V229H68ZM92 230V229H91ZM134 230V229H133ZM40 231V230H39ZM74 231H76V230H74ZM141 231L143 232H141L142 234H145L144 233V230L143 229H141ZM44 232V231H43ZM69 232H70V230H69ZM88 232H90V231H88ZM92 232H94L93 230H92ZM134 232V234L135 233H137V230H136V232H135V230L133 231ZM138 232H140V231H138ZM6 233V232H5ZM16 233H17V231H15L14 232V234L12 235V237H13V239L15 238V235H16ZM79 233H80V231H79ZM81 233H83V232H81ZM84 233H85V231H84ZM121 233V232H120ZM155 233V232H154ZM234 233L236 234V229L234 230ZM62 234V233H61ZM65 234V233H64ZM90 234V233H89ZM117 234H119V233H117ZM124 234V233H123ZM133 234V233H132ZM133 234V235H134ZM139 234V233H138ZM208 234V233H207ZM72 235V234H71ZM78 235V234H77ZM120 235V234H119ZM127 235V234H126ZM129 235V234H128ZM211 235V234H210ZM209 235V236H210ZM229 233H226L225 232V235H223V231H221L219 234H218V237H219V242H221V241H224V239H228L229 238ZM41 236V235H40ZM70 236V235H69ZM82 236V235H81ZM117 236V235H116ZM213 236V235H212ZM250 236V235H249ZM64 237H65V235H64ZM75 237H76V235H75ZM83 237V236H82ZM91 237H93V236H91ZM118 237V236H117ZM116 237V238H117ZM131 237V236H130ZM150 237V236H149ZM214 237V236H213ZM0 238H1V235H0ZM98 238H99V236H98ZM137 238H138V236H137ZM150 238H152V237H150ZM6 239H7V237H6ZM40 239V238H39ZM71 239V238H70ZM129 239V238H128ZM133 239H136V236H135V238L133 237ZM149 239V238H148ZM147 239V240H148ZM41 240V239H40ZM44 242V243H45ZM132 242V241H131ZM136 241H134V242H132V243H130V245H129V243L128 242H126L128 245L127 246H129V249H127V254L129 253V252H131V251H134V250H139L138 249V246H139V243H136V244H134ZM190 242V241H189ZM215 242V241H214ZM226 242V241H225ZM105 244H107V243H105V242H103V243H101L99 240H98V248L99 247H101V246H105ZM189 244V243H188ZM142 245V244H141ZM179 245V244H178ZM216 246H218V244H216ZM130 247H131V249H130ZM140 247V246H139ZM225 247V246H224ZM94 248H97V246H94ZM123 248V247H122ZM227 248V247H226ZM248 248V247H247ZM213 252V251H212ZM30 253V252H29ZM33 255V254H32ZM24 256H26V255H24ZM28 256V255H27ZM26 256V258H28ZM210 257L211 256H213V255H209ZM30 257H32V256H30ZM77 257L79 258V259H81V256L78 254L77 255ZM147 258V257H146ZM44 259V258H43ZM211 259V258H210ZM213 260V259H212ZM215 260V259H214ZM217 261H219L221 264H237L236 262H235V259H234V257H233V254H228L227 256H225V255H221V254H219L218 255V257H217ZM100 262H102V261H100ZM256 262V261H255ZM178 263V262H177ZM193 263V262H192ZM102 264H103V262H102Z\"/></svg>","mask_w":264,"mask_h":264}]
</instances>
